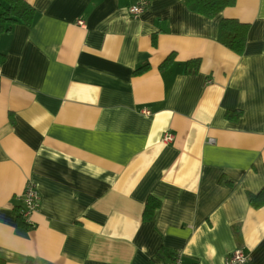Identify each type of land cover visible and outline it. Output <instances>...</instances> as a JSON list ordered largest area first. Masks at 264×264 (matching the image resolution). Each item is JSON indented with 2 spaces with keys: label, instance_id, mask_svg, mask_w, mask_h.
<instances>
[{
  "label": "crops",
  "instance_id": "1",
  "mask_svg": "<svg viewBox=\"0 0 264 264\" xmlns=\"http://www.w3.org/2000/svg\"><path fill=\"white\" fill-rule=\"evenodd\" d=\"M27 1L33 24L0 36V259L161 264L181 250L224 264L240 248L264 264V205L248 197L264 186V0L214 18L185 0L138 18L136 0ZM222 18L250 24L243 54L218 41ZM29 182L32 226L18 219ZM149 196L160 206L144 220Z\"/></svg>",
  "mask_w": 264,
  "mask_h": 264
},
{
  "label": "trees",
  "instance_id": "2",
  "mask_svg": "<svg viewBox=\"0 0 264 264\" xmlns=\"http://www.w3.org/2000/svg\"><path fill=\"white\" fill-rule=\"evenodd\" d=\"M5 6L0 13V36L6 32H10L13 25L23 22L28 26H31L34 22L36 15L35 7L27 0H3ZM187 7L198 14L203 16L214 18L218 16L222 10L226 7L234 6L237 0H185ZM250 31V24L241 22L236 18H222L219 22L218 29V41L228 47L230 50L237 54H243L248 41V35ZM155 39V37H154ZM174 60V54L171 53L167 59L160 65V68L164 70ZM5 61V56L0 54V63ZM188 66L195 71L199 70L200 59L192 60L188 62ZM149 69V65L145 64L135 70V74H142ZM241 111H229L227 113L228 118L231 120H237L241 116ZM222 181H226L231 184L232 181L225 177H222ZM250 204L254 208H260L264 205V186L257 193H248ZM160 206V201L149 196L145 203L143 212L144 220H151L154 216L155 210ZM18 219L21 225H26L21 215H18ZM0 264L5 262L0 259ZM26 264H33L31 259H28Z\"/></svg>",
  "mask_w": 264,
  "mask_h": 264
},
{
  "label": "built area",
  "instance_id": "3",
  "mask_svg": "<svg viewBox=\"0 0 264 264\" xmlns=\"http://www.w3.org/2000/svg\"><path fill=\"white\" fill-rule=\"evenodd\" d=\"M150 0H136L134 4L128 7V13L132 18H138L146 10ZM78 24L81 26L85 25L84 20H78ZM1 73V68H0ZM148 113V111H145ZM174 140V135L171 132H165L162 138L163 143H170ZM21 200V207L19 209V214L26 224L32 226L31 217L39 210L41 204V196L37 186L29 182L27 183L24 191L18 196ZM183 252L181 250L175 252L172 259L167 263L161 264H184ZM248 261V255L240 248L235 249L225 258L224 264H246Z\"/></svg>",
  "mask_w": 264,
  "mask_h": 264
}]
</instances>
